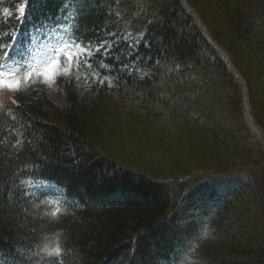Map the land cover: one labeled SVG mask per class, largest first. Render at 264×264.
Segmentation results:
<instances>
[{
	"label": "trees",
	"instance_id": "16d2710c",
	"mask_svg": "<svg viewBox=\"0 0 264 264\" xmlns=\"http://www.w3.org/2000/svg\"><path fill=\"white\" fill-rule=\"evenodd\" d=\"M22 1L0 3L11 14L0 45L61 24L72 43L99 47L86 68L111 104L94 112L68 86L63 108L28 90L0 113V264H264L263 145L237 78L182 1L28 0L18 17ZM186 2L233 54L264 132V0ZM39 180L47 193H34ZM54 233L59 257L44 251Z\"/></svg>",
	"mask_w": 264,
	"mask_h": 264
},
{
	"label": "rangeland",
	"instance_id": "374dc122",
	"mask_svg": "<svg viewBox=\"0 0 264 264\" xmlns=\"http://www.w3.org/2000/svg\"><path fill=\"white\" fill-rule=\"evenodd\" d=\"M191 1L193 3H197L198 5L203 7L202 3H205V1H207V0H191ZM187 5L190 8V10L196 14L194 9H192L189 6V4H187ZM21 6H20V8H21ZM207 7H208V4H207ZM245 8H247V7H244L243 9H245ZM209 9L215 10L211 6ZM5 13H6V10H4L2 12V14H5ZM255 29L257 31L259 30L258 27ZM263 29H264V27H263ZM222 41H224V40H222ZM66 44L67 45H73L66 38L64 30L62 28H54L53 27V28H51V30L49 32H47V34H45V35L43 34L41 36L35 37L34 42L32 43V45L30 47V50L32 52L31 60H28L26 62L25 70L20 69V68H15V69L11 68V69L0 70V72H10V73L15 74L14 77H12V78L21 79V84L17 90L27 91V90L33 89V90H37L39 92H42V93H44L46 99L51 104V106L57 107V108H63L67 105L68 100H67V88H66V86H67V84H69L70 86H72L75 95L77 96L78 100L81 103L92 107L94 112H99L100 114H102L104 112L106 113V111H107L106 107H109V105L111 103H109V100H107V99H102V98L98 97V95L96 93V85L94 84L97 80L101 82L102 79H99L98 73H92L91 71L87 70L86 66L82 65L83 62H85L88 58L91 57V55L94 53V50L96 48H94V50H92L91 48H84L80 45H79V47H73L72 51L76 53L77 58L70 63L66 59L62 58L64 55L63 53H59L57 51V49L63 48ZM52 49H54V50H52ZM223 51L227 55V59L230 62V58H233V54L228 55L225 50H223ZM259 56H260V58L257 60V66H256L257 69H259L260 67L261 68L264 67V55L259 54ZM53 57L60 58V63L51 72L45 73L44 72L45 64L50 61V58H53ZM233 61H234V59H233ZM80 66H83L84 70H81ZM234 68H235V66H234ZM257 69L255 71H257ZM235 70L237 71L236 68H235ZM28 72H33V77L31 79H25ZM237 73L241 77V79H239L240 90L242 93V107H241V109H242V114H243L245 124L248 127L251 134L253 135V140L258 141L263 145L264 142H262L257 137V135H255V133H253L250 125L248 124L247 118L245 116L244 107L247 106V109L249 110L248 113L250 112V115L253 118V122L256 124L257 127H259L258 124L255 122L252 111H251L249 96L247 93V87H246L245 80L240 75V73L238 71H237ZM260 73H261V71H260ZM233 74H234V72H233ZM254 78L258 83L257 85L254 84L255 86H257L256 91H255V86H254V91H255L254 93H256L255 95L261 94L262 98L264 99V73L263 74L261 73L260 76H257ZM103 79H105V78H103ZM251 82H253L252 79H251ZM110 85H111V83L109 84V86ZM17 90L0 89V111L3 109L6 110V109L10 108V106H11L10 103L13 100V96ZM244 90H245V94H244ZM251 100H253V98ZM175 120L176 121L173 122V125H175V127H176L179 122H177V119H175ZM212 120L214 122H216L215 112L212 113ZM223 122L222 123L224 125H226V122L225 121H223ZM224 125H222L223 128H224ZM176 132H177V130H176ZM263 149H264V145H263ZM123 158L125 159V157H123ZM129 161H131V160H129ZM120 164H121V166L125 167V162H123V160L120 162ZM253 225H255V224L253 223ZM253 225L251 224L250 226H253ZM47 240L48 241L46 242V245L44 247V251L50 252L52 248L59 246L60 237L58 236L57 233H54L53 235H51ZM47 254H49V253H47Z\"/></svg>",
	"mask_w": 264,
	"mask_h": 264
},
{
	"label": "snow or ice",
	"instance_id": "6c2138e0",
	"mask_svg": "<svg viewBox=\"0 0 264 264\" xmlns=\"http://www.w3.org/2000/svg\"><path fill=\"white\" fill-rule=\"evenodd\" d=\"M28 0H24L23 5L19 9L21 13H23L24 8L27 6ZM10 47H14V45H11ZM73 47H79V45H65L63 48L57 49L59 53H63V59H66L68 62H72L75 60L76 53L72 51ZM0 51L3 52V57L6 59L9 57L10 53L5 50V47L3 45H0ZM60 63V58L53 57L50 58V61L45 64L44 72L48 73L51 72L53 69L57 67V65ZM4 64L0 63V69L4 68ZM15 74L10 72H0V89H7V90H17L21 84V79L12 78ZM33 77V72H28L25 79H31ZM59 211V209H57ZM52 215H56V213H52ZM61 254L60 248L54 247L49 252V255L59 257ZM52 264H57V262L54 260Z\"/></svg>",
	"mask_w": 264,
	"mask_h": 264
},
{
	"label": "bare ground",
	"instance_id": "6f19581e",
	"mask_svg": "<svg viewBox=\"0 0 264 264\" xmlns=\"http://www.w3.org/2000/svg\"><path fill=\"white\" fill-rule=\"evenodd\" d=\"M245 109V116L247 118L248 124L250 125L253 133H255V135H257V137L264 142V133H262V131L256 126V124L253 122V119L250 116V112L248 113V109L247 106L244 107ZM264 145V144H263Z\"/></svg>",
	"mask_w": 264,
	"mask_h": 264
},
{
	"label": "water",
	"instance_id": "95a60500",
	"mask_svg": "<svg viewBox=\"0 0 264 264\" xmlns=\"http://www.w3.org/2000/svg\"><path fill=\"white\" fill-rule=\"evenodd\" d=\"M184 4L188 7V5L184 2ZM192 14H193V16L195 17V19H196V21L199 23V24H201V22H200V20L195 16V14H194V12L192 11L191 12ZM220 51H221V49H219ZM227 61V60H226ZM227 63L229 64V66H230V68H231V70H233L234 71V73L236 74V76L239 78V79H241V77L238 75V73H237V71L232 67V65L227 61ZM244 94H245V90H244ZM249 111V110H248ZM250 114V113H249ZM251 116V115H250ZM252 118V117H251ZM253 119V118H252ZM259 128V127H258ZM260 129V128H259ZM261 130V129H260ZM262 131V130H261ZM262 133H264L263 131H262Z\"/></svg>",
	"mask_w": 264,
	"mask_h": 264
}]
</instances>
